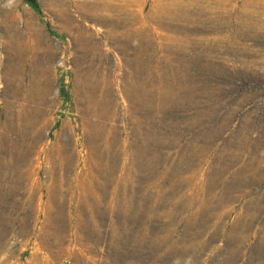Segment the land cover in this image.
<instances>
[{"label":"rangeland","instance_id":"obj_1","mask_svg":"<svg viewBox=\"0 0 264 264\" xmlns=\"http://www.w3.org/2000/svg\"><path fill=\"white\" fill-rule=\"evenodd\" d=\"M261 241L264 0H0V264Z\"/></svg>","mask_w":264,"mask_h":264},{"label":"bare ground","instance_id":"obj_2","mask_svg":"<svg viewBox=\"0 0 264 264\" xmlns=\"http://www.w3.org/2000/svg\"><path fill=\"white\" fill-rule=\"evenodd\" d=\"M260 242V241H259ZM262 243H260V244H258L257 246H259L258 248H259V250H260V252L262 253V255H264V249L262 248L263 246H262V244H263V241H261ZM259 252V251H258ZM260 252L258 253V255L260 254ZM261 255V254H260ZM259 255V256H260ZM258 256V257H259ZM260 262V261H259ZM257 264V263H256ZM262 264H264V262L262 263Z\"/></svg>","mask_w":264,"mask_h":264}]
</instances>
